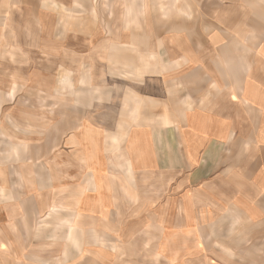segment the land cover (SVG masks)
Returning <instances> with one entry per match:
<instances>
[{
	"label": "crops",
	"instance_id": "obj_1",
	"mask_svg": "<svg viewBox=\"0 0 264 264\" xmlns=\"http://www.w3.org/2000/svg\"><path fill=\"white\" fill-rule=\"evenodd\" d=\"M124 2L119 125L25 77L42 16L0 0V264H264V0Z\"/></svg>",
	"mask_w": 264,
	"mask_h": 264
},
{
	"label": "rangeland",
	"instance_id": "obj_2",
	"mask_svg": "<svg viewBox=\"0 0 264 264\" xmlns=\"http://www.w3.org/2000/svg\"><path fill=\"white\" fill-rule=\"evenodd\" d=\"M56 1L54 3L49 0H23L25 14L35 15L38 13L37 10H39L42 16L39 19L24 18V25H32L37 19L40 20L39 27L42 28L40 32L38 30L31 35H24L23 41L26 45L24 51L27 52L25 58L30 63L29 66L25 65L24 67L25 77L31 75L32 71L37 69H45L52 74L54 73L53 85L54 88L61 91L60 93H63L65 89L71 90L72 100L78 104L85 101L89 105L95 104L96 99L104 101L105 112L103 120L105 123H110L113 118H116L117 124L120 122L119 125L124 123L126 125L129 121V115L127 114L129 109L128 96L123 100L122 111L120 110L119 114H112L110 108L112 98L109 94L112 83L110 80L113 76L118 77L121 75L119 77L128 79L130 74L141 72L143 69V66H136L138 71H134L132 67L131 70L117 62L116 59L118 58L112 55L111 47L113 45H123L122 39L125 36L123 34L112 33L114 26L118 25L119 21L122 25L127 24L124 18L126 11L119 12L117 5L119 3L127 5V3L124 2L125 0ZM130 4L134 5L135 3L131 2ZM64 7L70 8V10L65 11ZM132 37L133 43L142 45L143 41L139 40V35L132 34ZM37 40L39 42H35ZM35 43H38L44 49V52L39 53V47L35 46ZM48 44L53 45L51 48L55 50L49 48ZM68 51L71 52L70 58ZM124 51L118 50L114 52L126 55L127 53ZM134 52V50L130 51L129 55ZM121 58L123 57L120 56L119 59ZM51 59L54 61V66L49 67L47 63L49 65ZM42 63L44 64L42 65ZM135 77L137 76L132 75L131 78ZM68 79H70V82ZM124 81L129 85L128 81ZM97 86L100 87L99 91H103L104 97L97 95L99 92L96 94ZM39 88H47V83L44 86L41 85ZM80 90L88 91V98H86V95V97H80ZM134 95L132 91V97ZM82 98L84 100L80 102ZM78 110L79 107L76 111V119L79 117ZM130 120L135 121L136 119L132 116ZM138 121L136 120L135 123H139ZM141 136L143 137V135ZM137 179L139 181L141 178ZM150 181L152 182V179ZM168 228L173 230L176 227ZM159 229L160 227H153V229H149V232L159 233ZM199 230L208 229L207 227H199ZM157 243L153 242L152 245ZM41 261L42 259H35V264H40ZM168 261H171V259L169 258Z\"/></svg>",
	"mask_w": 264,
	"mask_h": 264
}]
</instances>
